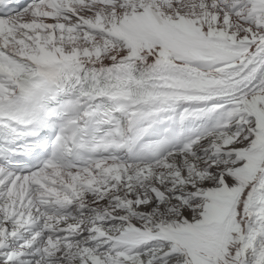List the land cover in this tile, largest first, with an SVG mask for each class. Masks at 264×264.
Here are the masks:
<instances>
[{
  "label": "snow or ice",
  "instance_id": "1",
  "mask_svg": "<svg viewBox=\"0 0 264 264\" xmlns=\"http://www.w3.org/2000/svg\"><path fill=\"white\" fill-rule=\"evenodd\" d=\"M0 264H264V0H0Z\"/></svg>",
  "mask_w": 264,
  "mask_h": 264
}]
</instances>
